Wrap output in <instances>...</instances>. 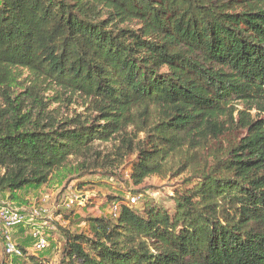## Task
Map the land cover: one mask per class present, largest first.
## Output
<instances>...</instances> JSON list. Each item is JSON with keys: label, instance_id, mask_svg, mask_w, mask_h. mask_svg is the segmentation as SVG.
<instances>
[{"label": "trees", "instance_id": "obj_1", "mask_svg": "<svg viewBox=\"0 0 264 264\" xmlns=\"http://www.w3.org/2000/svg\"><path fill=\"white\" fill-rule=\"evenodd\" d=\"M263 114L264 0H0L7 200L124 163L179 179L171 211L118 197L64 230L67 264H264Z\"/></svg>", "mask_w": 264, "mask_h": 264}, {"label": "rangeland", "instance_id": "obj_2", "mask_svg": "<svg viewBox=\"0 0 264 264\" xmlns=\"http://www.w3.org/2000/svg\"><path fill=\"white\" fill-rule=\"evenodd\" d=\"M67 108L69 111H81L80 100L68 105ZM239 108L243 109L242 106ZM251 113L254 114L255 110ZM234 116L235 119H239V114L235 113ZM244 135H246L245 129L231 128L226 138L234 141ZM178 189H180L178 178L161 179L155 175L145 178L142 184L134 185L130 177V167L128 163H124L113 173L98 170L84 175L80 181L43 185L25 192L27 205L13 204L7 200L6 194L0 192V200L17 207L27 216L25 225L11 230L14 241L25 249L24 257L14 259L13 264H28L30 255L44 258L47 264H67V258L63 255L66 243L65 231L91 236L90 218L113 216V208L114 205H118V197H122L124 203L131 205L128 196H134L136 203L132 206L137 209H140L145 201H151L171 211L174 205L172 195ZM42 198H46L45 203L42 202ZM70 199L73 203L66 206L65 203ZM41 205L47 212L41 213L37 218L32 217L31 210ZM33 224H38L46 237L47 247L42 251H37L33 247L34 239L30 234ZM3 256L4 250L0 244V259ZM73 264H81V261L74 260Z\"/></svg>", "mask_w": 264, "mask_h": 264}, {"label": "built area", "instance_id": "obj_3", "mask_svg": "<svg viewBox=\"0 0 264 264\" xmlns=\"http://www.w3.org/2000/svg\"><path fill=\"white\" fill-rule=\"evenodd\" d=\"M78 198L77 196H75ZM131 204L136 203V198L129 197ZM42 202H46V198H42ZM73 200L65 203L66 206H70ZM118 205H114L113 215L116 214ZM47 212L44 206L35 207L31 210L30 215L32 217H39L41 213ZM27 223V216L21 212L17 207L10 206L4 201L0 200V244H2L4 253L10 260L9 263L13 264L14 259L23 257L24 253L22 248L14 241L12 229L23 226ZM31 237L34 239L33 247L37 251H42L47 247V240L38 224H33L30 231Z\"/></svg>", "mask_w": 264, "mask_h": 264}]
</instances>
